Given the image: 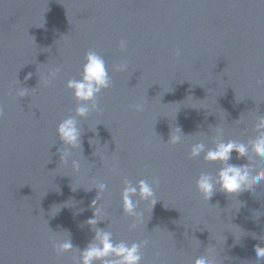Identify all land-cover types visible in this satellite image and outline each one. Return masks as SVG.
<instances>
[{
    "label": "water",
    "instance_id": "water-1",
    "mask_svg": "<svg viewBox=\"0 0 264 264\" xmlns=\"http://www.w3.org/2000/svg\"><path fill=\"white\" fill-rule=\"evenodd\" d=\"M89 50L105 59L112 87L97 111L77 117L82 148L64 164L56 129L75 115L67 81L80 78ZM121 62L127 70L115 71ZM259 115L264 0H0V264H75L97 229L147 240L141 264H194L209 247L217 264H264L255 252L264 183L233 195L217 186L207 201L196 181L222 162L190 158L194 143L214 147L217 129L247 143ZM178 127L183 140L172 144ZM229 163L259 169L264 158L233 151ZM125 179L148 180L157 200L140 202L135 229L122 207ZM69 237L76 248L58 255L54 245Z\"/></svg>",
    "mask_w": 264,
    "mask_h": 264
},
{
    "label": "clouds",
    "instance_id": "clouds-1",
    "mask_svg": "<svg viewBox=\"0 0 264 264\" xmlns=\"http://www.w3.org/2000/svg\"><path fill=\"white\" fill-rule=\"evenodd\" d=\"M127 41L120 40L119 49L125 50ZM179 54V53H177ZM115 71L123 72L128 68L126 62H121L114 66ZM60 68L49 73L54 79L60 72ZM31 73H29V77ZM29 77H26L29 78ZM50 83L51 81H46ZM67 87L72 90L73 97L76 101L75 115H70L63 119L57 126V134L63 142L64 147L58 149L61 162L67 164L69 158L73 155V149H81V128L77 117L87 118L90 112L97 111L99 108L97 97L106 89L112 87V77L109 73L105 59L94 50H89L84 57L82 73L79 79L73 78L67 81ZM19 96L27 95V89H22ZM136 111H142L143 105L136 103L134 105ZM256 132L255 138H251L247 143L238 140L225 141L220 133L222 129H217L218 135L214 141V147L207 148L204 142H197L191 146L190 158H197L203 154L205 161H220L222 167L215 176L202 172L196 181V187L207 201L211 199L214 192L218 190L229 195L239 194L246 190L253 189V186H259L264 183V167L257 169L253 164H233L229 163L233 151L238 153V158L249 157L250 153L256 157L264 158V115L256 118L254 125ZM179 134L173 135L169 142L172 144L181 143L183 140V132L181 128H177ZM91 143V141H90ZM71 165L75 170L81 167L80 161L71 159ZM115 171L116 169L113 168ZM158 183V181H153ZM100 192L107 190V184L99 183L97 185ZM122 207L124 213L134 218V222L130 225L131 229L137 227V222L143 221L144 212L138 211L141 201L156 204L155 191L153 184L148 180L140 179L135 184L128 180H124V188L122 190ZM138 197V199H133ZM96 201H93V206ZM99 208L94 212L93 218L87 222L91 225L98 224L97 217L100 215ZM264 239V237H261ZM148 241L132 242L131 244L124 240L115 241L113 233L103 229H97L93 240L83 250L73 246L70 237L62 240L54 245L57 254H63L76 248L79 251V258L75 260V264H141L143 255L141 249L147 245ZM205 255H201L195 259L194 264H217L215 257L212 255L213 249L207 248ZM257 261H264V246L257 244L255 247Z\"/></svg>",
    "mask_w": 264,
    "mask_h": 264
}]
</instances>
